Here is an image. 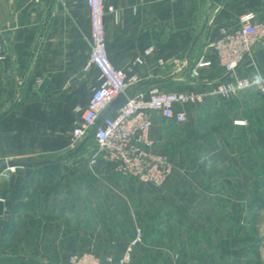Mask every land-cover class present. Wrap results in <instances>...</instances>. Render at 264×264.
I'll list each match as a JSON object with an SVG mask.
<instances>
[{
	"label": "crops",
	"instance_id": "obj_1",
	"mask_svg": "<svg viewBox=\"0 0 264 264\" xmlns=\"http://www.w3.org/2000/svg\"><path fill=\"white\" fill-rule=\"evenodd\" d=\"M106 3L116 8L105 21L117 67L142 80L184 82L177 90L204 98L185 107L184 123L152 114L154 148L174 164L161 186L119 174L102 156L92 162L91 136L76 155L4 171L0 198L9 212L0 215V264H68L83 251L104 262L125 257V264H264L263 209L255 207L264 185V93H209L206 80L227 78L216 61L192 74L204 35L238 26L247 10L263 20L264 0ZM0 26V161L65 154L80 143L71 144L76 104L82 111L89 101L78 92L98 83L96 69L88 83L82 71L91 49L86 0H0ZM148 47L154 48L149 55ZM136 57L143 63H134ZM259 73L264 39L236 69L239 77ZM45 77L46 89L35 95ZM241 119L247 123H235ZM137 228L143 237L131 247Z\"/></svg>",
	"mask_w": 264,
	"mask_h": 264
},
{
	"label": "built area",
	"instance_id": "obj_2",
	"mask_svg": "<svg viewBox=\"0 0 264 264\" xmlns=\"http://www.w3.org/2000/svg\"><path fill=\"white\" fill-rule=\"evenodd\" d=\"M91 20V49L88 59L82 65V71H98V83L92 87L88 105L82 110L80 121L75 125L71 144L75 145L94 131V139L99 152L93 154L95 162L101 156L113 163L115 170L123 176L135 177L140 182L156 186L163 185L174 171L170 155L157 151L150 136L153 112L160 113L165 119L175 123L187 120L185 107L190 103L201 102L204 94L197 91H167L159 84L137 90L134 95L115 112L111 113L102 124L96 120L116 97L142 80L139 73H129L117 67L107 50L106 21L107 12H116L113 4L106 0H86ZM4 29L0 26V37ZM264 39V19L260 20L254 10L240 14L238 26L228 29L218 27L211 29L201 40L202 51L197 57L192 74L200 75L203 67H212L215 61L223 67L227 78L208 81L209 93L229 97L243 89H256L264 93V73L254 78L239 77L237 67L251 55L254 45ZM153 47H148L149 55ZM213 54V55H212ZM3 57L0 43V58ZM142 57H136L134 63H143ZM163 64L164 59L159 58ZM257 77L260 78L257 83ZM158 78V77H153ZM80 110V107H78ZM236 124H246V120H236ZM143 237V230L137 228L130 242L131 247L138 244ZM68 264H125L126 258L114 260L108 257L104 262L93 251L73 252Z\"/></svg>",
	"mask_w": 264,
	"mask_h": 264
},
{
	"label": "water",
	"instance_id": "obj_3",
	"mask_svg": "<svg viewBox=\"0 0 264 264\" xmlns=\"http://www.w3.org/2000/svg\"><path fill=\"white\" fill-rule=\"evenodd\" d=\"M214 1L216 3L221 2V0H214ZM49 80H50L49 77H45L34 94L36 95L37 93L43 92L46 89ZM163 81L164 79L160 77L144 79L141 80L136 85L132 86L130 89L126 90L125 92L120 93L116 97V99L106 109L102 111V113L95 122L96 126L102 124V122L105 120L106 117H108L111 113L119 109L128 100V97L134 95V93L137 90L144 87H149L152 85L159 84ZM89 138L90 135L86 136L84 139L80 141L77 147L73 148L70 151H67L65 154L44 153L43 155L40 156L31 154V155L11 157L9 159H6L5 161L0 163V175L7 169H11L15 167H33V168L41 167L50 163L61 161L64 157L76 155L84 148V145ZM4 206H5V202L3 199L0 198V215L9 212L8 210L4 209Z\"/></svg>",
	"mask_w": 264,
	"mask_h": 264
},
{
	"label": "rangeland",
	"instance_id": "obj_4",
	"mask_svg": "<svg viewBox=\"0 0 264 264\" xmlns=\"http://www.w3.org/2000/svg\"><path fill=\"white\" fill-rule=\"evenodd\" d=\"M93 70L94 69H92L91 71H93ZM89 72L85 73V74H87V77H88L87 78V83L90 81V77H91V74H92V73L88 74ZM184 85H185L184 82H179L177 80H172V81L167 82L166 84H163L161 82L160 87L162 89H164V90L171 91V90L182 89V88H184ZM91 90H92L91 85H90V87H84V88L81 87L80 92H78L79 95H77V97L79 99H85L86 97L89 98ZM60 98H62V97H60ZM62 100L63 99H60V102H59L61 107H62V103H61ZM55 104H57V103H55ZM70 115H73V112L72 113L70 112ZM74 115L76 117L75 119H76V124H77L80 121L81 115H82V111L78 110V105L77 104H76V110H75V114ZM63 125H64V122L62 121L61 126L63 127ZM73 129H74V127H73ZM91 143H92V147L94 148L93 152H92V155L95 154V153H98V152L100 154L99 147H98L96 141L93 139L91 141ZM92 155H91L90 159L92 158ZM0 163H1V161H0ZM77 171H79V170H77ZM263 186L264 185L261 186L262 187V194H261V197H260L261 199L259 201H257L256 204H255V207H257V208L260 207L261 209H263L262 214H261V216L259 218V222H258V224H259V227H258L259 229L258 230H260V233H261V235L263 237L262 241H264V189H263ZM256 191H258V189ZM258 193H259V191H258Z\"/></svg>",
	"mask_w": 264,
	"mask_h": 264
},
{
	"label": "trees",
	"instance_id": "obj_5",
	"mask_svg": "<svg viewBox=\"0 0 264 264\" xmlns=\"http://www.w3.org/2000/svg\"><path fill=\"white\" fill-rule=\"evenodd\" d=\"M93 135H94V131L91 132L90 136L93 137Z\"/></svg>",
	"mask_w": 264,
	"mask_h": 264
},
{
	"label": "clouds",
	"instance_id": "obj_6",
	"mask_svg": "<svg viewBox=\"0 0 264 264\" xmlns=\"http://www.w3.org/2000/svg\"><path fill=\"white\" fill-rule=\"evenodd\" d=\"M259 80H260V78H259V77H257V83H259Z\"/></svg>",
	"mask_w": 264,
	"mask_h": 264
}]
</instances>
